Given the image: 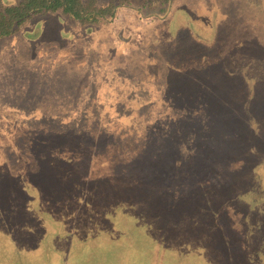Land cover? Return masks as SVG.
Listing matches in <instances>:
<instances>
[{
	"label": "rangeland",
	"instance_id": "obj_1",
	"mask_svg": "<svg viewBox=\"0 0 264 264\" xmlns=\"http://www.w3.org/2000/svg\"><path fill=\"white\" fill-rule=\"evenodd\" d=\"M17 1L0 0V9ZM185 5L197 21L216 11L211 0H171L162 12L122 5L93 24L48 13L0 39V264H168L167 255L173 264H264V160L256 182L209 180L260 162L264 58L230 45L231 26L249 29L231 7L218 19L220 45L215 16L199 27ZM186 32L207 57L184 47ZM200 129L241 135L231 157L245 165L211 163L221 147L196 144ZM92 155L113 197L119 170L144 180L157 173L176 220L136 217L141 234L132 220L129 234L88 243L105 219L74 216L82 186L70 172L95 167Z\"/></svg>",
	"mask_w": 264,
	"mask_h": 264
},
{
	"label": "trees",
	"instance_id": "obj_2",
	"mask_svg": "<svg viewBox=\"0 0 264 264\" xmlns=\"http://www.w3.org/2000/svg\"><path fill=\"white\" fill-rule=\"evenodd\" d=\"M169 1L171 0H19L15 3L3 5V7L0 9V39L11 36L13 33L19 30L24 22L29 21L32 17L38 15L59 12L65 16H68L73 21L79 22L81 24H93L98 23L101 20L111 18L114 16L117 8L122 5H134L136 3L141 4V7L154 6L157 8L158 12H162L168 7ZM211 3H213L212 6H215L216 11H213V13L210 12L211 14L205 19V21L211 23L213 16H215L213 20L215 23V28H217L216 35L218 36L216 43L220 45L222 44L223 35L220 33L219 29L224 21L218 20L220 18L221 11H225L228 7H231L232 10L239 13V18H244L246 21L245 28L249 27V29L246 30L241 29L239 26H231V32L234 34L230 45L238 50L246 49L247 53L250 54L251 57L263 59V1L211 0ZM184 9L188 11L191 20H193L197 26H201V23L203 24L205 22L197 21V18L195 19L194 8L185 5ZM253 28L255 30H253ZM185 35L188 39V41L184 44L185 48L189 46L188 42H190L197 48L196 52L199 53L200 56L207 57L209 55V52L204 50V46L202 47L201 43L196 42L188 32H186ZM230 35L232 34L229 32V36ZM177 38H180L179 33L177 34ZM179 41L181 40L175 39L170 43L176 44ZM230 79L237 80L234 75H231ZM228 81L229 78H226V82ZM256 92L257 90H255V94L251 95L250 97L252 98L253 96V98L258 99L260 95L259 93L256 94ZM191 135H195L196 144L198 143L200 146L203 144V146L207 149L211 146L208 152L215 150V148L212 147L215 140L219 142V147L221 148L219 149L218 156H209L210 158H213L211 163L215 164L219 163L220 161L228 162L230 166L233 167L245 165L247 157L242 156L240 159L231 157L232 154L235 153L233 149L241 137V135L238 133H232L230 136V134H227V131H222V135L215 134L209 137L206 130L200 129L199 132H197V130L193 131ZM237 135L238 137H235ZM261 139H263L262 145L264 148V138L262 137ZM214 146L217 147V145ZM229 147H232V149L228 155L226 149ZM255 149V154L260 155V162L252 165L246 164V169L242 171L237 169H226L223 171L217 170L213 177H209V180L224 181L226 183H229L228 181L234 183L240 181L245 183L258 181V179H260V176L258 175V169H260L261 162L264 160V150H259L257 148ZM110 157L114 158L115 156L111 154ZM90 163L95 167H90L89 170L83 171V173L72 171L70 172V175L72 183H78L82 186V189L78 193L76 201L72 207L74 216L84 214L91 219H93V217L99 216L105 219L101 225L102 227L95 235L91 236L90 232H88L86 235V238H89L88 243L91 245L94 246L95 244L94 239L91 237L96 236V238L105 239L104 234H107L108 236L114 238V240H117L120 237L125 236L124 234H129V223L132 220L136 221V217L139 219L150 217L152 220H160L162 222L164 221L165 223L167 220H176L177 215L175 213H172L168 217L169 213L165 212V209L168 207L162 201L164 194L160 188L161 184L159 182H161V179H158L157 173L153 174L152 180H144L141 175L137 174L135 171H132L131 168L119 170L116 174L115 184L120 183L121 192L118 191L117 194L119 195L113 197L110 190H107L106 188L101 189L102 185H113L108 179H104L100 175V172H98L99 169L103 167V161H99L96 158V155L95 157L92 155ZM146 209L147 211H145ZM164 212L166 217L164 216ZM179 220L177 222H179ZM135 224V229L137 228V231L139 234H141L143 232L141 224L137 223V221ZM156 229L160 233L165 231L163 225L156 227ZM73 233L74 232L72 231L71 235ZM165 234H167V231ZM165 234L160 238V236H157L153 233L152 238L159 243L160 241H164L166 238ZM169 250L171 251V249ZM91 257V251H88L85 260L86 263H89L88 261L91 259ZM105 259L107 261L108 256L105 257ZM173 260V258L167 255L166 261L168 264H173ZM157 264H163V260H158Z\"/></svg>",
	"mask_w": 264,
	"mask_h": 264
}]
</instances>
